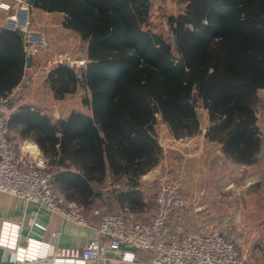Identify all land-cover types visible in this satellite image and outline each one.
Listing matches in <instances>:
<instances>
[{
  "label": "trees",
  "instance_id": "1",
  "mask_svg": "<svg viewBox=\"0 0 264 264\" xmlns=\"http://www.w3.org/2000/svg\"><path fill=\"white\" fill-rule=\"evenodd\" d=\"M185 2L164 19L168 39L151 29L152 0L31 1L35 9L67 16L64 28L87 45L81 84L91 116L73 113L61 122L30 118L57 165L80 172L73 178L81 190L108 174L114 183L127 178L136 187L159 163L158 117L180 139L198 133V110H206L210 141L241 162L259 152L264 0ZM26 63L23 35L0 32V96L20 84ZM49 83L60 100L80 81L76 72L59 66Z\"/></svg>",
  "mask_w": 264,
  "mask_h": 264
},
{
  "label": "crops",
  "instance_id": "2",
  "mask_svg": "<svg viewBox=\"0 0 264 264\" xmlns=\"http://www.w3.org/2000/svg\"><path fill=\"white\" fill-rule=\"evenodd\" d=\"M13 1L0 0V4L7 3L10 5L14 3ZM152 1V20H161L160 24L164 26H166L164 21L166 17H174L178 10L186 5L185 0ZM29 2L31 4V1ZM30 9L28 6H21L20 8L16 7V10L7 12L0 8V32L3 31V19L9 15H17L22 20H27L31 33L35 32L30 38L21 33L24 37V52L30 41L36 44H40L42 39L50 42L49 49L38 45L39 52L33 56L30 69L26 63L23 77L30 76L34 71L42 68L43 65L41 66V64L43 60L45 61L43 56L45 57L50 49L66 50V47L68 49L67 45H62V38H76V42L73 40L71 43H74L77 49L80 46L81 49L86 50V43L75 32L64 28L67 16L47 13L35 8ZM34 22L36 25L38 23L43 25L40 28V33L33 30L36 26H31V24L34 25ZM59 40L61 42H58ZM52 68L51 71H54L58 67ZM23 77L18 85L20 91L17 101L10 109V138L23 149L28 148L29 145L36 146L43 155L52 159L53 155L48 151L50 148L48 143L38 140L39 136L30 119L32 116L49 118L45 116L47 108L38 107L36 104V100L40 99L39 95L42 90L49 91V94L55 98L49 77L47 79L39 78L35 83L29 84L24 81ZM8 86L10 84H6V87ZM34 94H37V97ZM31 104L35 108L38 107V110L26 109ZM203 111H205L206 126L205 128L200 127L198 133L191 137L174 138L168 125L160 119L158 127L162 133L158 134L157 126H155V133L158 136L156 139L164 156L161 159L160 154L157 166L143 174L138 179L136 187L128 184L127 178H122L119 182L114 183L108 174L99 183L95 181L89 183L88 190H81L80 184L76 185L73 178L80 172L74 167H69V165L59 167L58 174L54 178L55 190L66 205L77 204L84 209L89 222L88 225H80L58 215L48 214L38 210L33 204L17 200L14 196L0 192V234L5 225L18 226L20 229L18 247L20 248H27L30 245L28 239L51 246L56 245L59 248H85L92 242L102 240L98 235L97 228L100 225L102 215L106 212L133 216L137 219H145L152 215L156 209L155 201L158 191L156 190L155 193V189H153L152 197H146V187L157 183L161 178L179 183L183 188L184 207L171 214L169 235L212 231L225 218L234 217L233 214L238 209L236 207L237 197L241 198L242 191L264 192V89L258 93L256 107V125L260 134V148L259 152L249 162L237 160L225 152L223 144L210 141L206 137L211 122L208 112ZM86 116H91V112L90 115ZM197 136L200 137L199 142L196 140ZM57 137L60 138V134H57ZM194 140H196L195 143ZM213 149L217 150L218 162L222 163L220 166L218 165V171L215 174L216 187L213 186L212 175L209 173L210 156ZM223 165L228 170L230 169L232 174L224 175L225 168ZM111 183H114V186ZM244 198L246 197L244 196ZM41 227L46 228V231L42 230ZM134 254V262H125L119 255H116L104 259L99 264H152L154 254L140 251L134 252ZM4 257V249L0 247V264H43L13 262L4 259Z\"/></svg>",
  "mask_w": 264,
  "mask_h": 264
},
{
  "label": "built area",
  "instance_id": "3",
  "mask_svg": "<svg viewBox=\"0 0 264 264\" xmlns=\"http://www.w3.org/2000/svg\"><path fill=\"white\" fill-rule=\"evenodd\" d=\"M22 5L28 6L20 1ZM31 5V4H30ZM17 7V6H16ZM10 11L11 7L0 4ZM5 30L30 36L29 22L19 16H9L4 21ZM38 45L50 48V42L40 44L30 41L25 48L27 56L39 52ZM40 70L47 75L52 67L65 66L81 76L89 61L69 51L53 52L50 49ZM24 81L28 80L25 76ZM29 84V82H28ZM20 87L16 86L0 96V192L33 204L38 210L80 224L88 225L83 208L77 204L66 205L54 185L53 166L36 146L23 149L10 138L9 122L12 105L17 101ZM156 196V209L145 219L133 216L104 213L98 235L102 240L85 248H59L28 239L27 248L18 247L19 227L5 225L0 234V247L4 259L19 263L90 264L119 255L125 262H134V252L154 254L152 264H249L242 257L234 240L231 227L218 224L207 233L169 235L171 214L184 207L183 188L179 183L161 178ZM46 231V228L41 227ZM58 237V236H57Z\"/></svg>",
  "mask_w": 264,
  "mask_h": 264
},
{
  "label": "rangeland",
  "instance_id": "4",
  "mask_svg": "<svg viewBox=\"0 0 264 264\" xmlns=\"http://www.w3.org/2000/svg\"><path fill=\"white\" fill-rule=\"evenodd\" d=\"M20 1L29 5L30 6L29 8L31 9L33 8V5L32 4L30 5V2H29L33 0H14L13 1L14 3L10 5L7 3H3V5L7 4L8 6H10L11 7L10 11H12V10H16V6L18 8H20L21 6H25V5H22ZM10 11H7V12H10ZM7 17L3 19V25H2L3 30H5L4 21L6 20ZM160 21L158 19L152 20L151 18V29H153L156 33L162 34L164 37H167L168 39H170L171 35L169 33V29L166 26L160 24ZM35 23L36 22H34V25L32 23L31 26H36L35 28H33V30L36 31L37 33L38 32L40 33L41 32L40 28L43 25L42 24L40 25V23L36 25ZM67 39H68V42H67ZM72 41L76 42V38H62V42L61 40H59L58 42H61L62 45H67L68 49L65 46L66 50H53V52L69 51L71 54L81 55L83 56V58H86L88 60V57L86 55V50L81 49L80 46H79V49H77L75 47L76 45H74V43H71ZM47 57H49L48 54H46L45 57L43 56V58H45V61L43 60V63L41 64V66L45 64ZM28 59H29V56H28ZM28 59H27V63H28ZM45 71L42 69L41 70L38 69L37 71H34L32 75L27 76L28 80H26L25 82L35 83V81H37V79L39 78L47 79L49 75H47ZM51 72L49 74H51ZM76 74L80 81V84L77 90L73 93L67 94L63 99L58 100L56 99V97L54 98L53 96H51L49 94V91H45V90H42L40 95L37 93L40 96V99L38 101L36 100L37 106L46 107L47 114L45 116L53 119L55 122H61L67 119L71 114L76 113V112L78 113L83 112L82 114L90 115V110L83 104V100L86 99L88 92L86 88H84L83 85L81 84L83 82L81 76L79 75V73H76ZM37 94H34L35 97H37ZM38 107L35 108L31 104L29 105V107H26V109L28 108V109H33V111H37ZM204 112L205 111H203V109L198 110L201 127L203 128H205L206 126V121L204 119V115H205ZM28 113H30V111H28ZM159 122H160V118H159L158 123ZM156 126H157L156 131L158 132V134H161L162 133L161 129L158 127L159 124H157ZM154 135L155 137L157 136L155 132H154ZM199 138L200 137L197 136L196 140L198 141ZM196 140H194L193 142L195 143ZM163 156L164 154L162 151L161 159L163 158ZM210 158H211V161L209 163V167H210L209 173L212 175L211 177L212 182H213L212 184L213 186L216 187V178H215L216 175L215 174L218 171V167L222 163L218 162L217 150L213 149V152ZM49 161L54 169L53 170L54 178H56V175L58 174V170H59V166L57 165L58 163L53 158L49 159ZM223 168H225L224 165H223ZM229 170L226 167L224 169V172H225L224 175L228 176V174L229 175L232 174L231 171ZM158 185H159V181H157V183L155 184H152L146 187V193H145L146 197H149V196L152 197L153 189H155L154 190L155 192L158 188ZM242 192L243 193H242L241 198L237 197L238 200L236 201V207L238 209L235 210V213L233 214L234 217L225 218V220L221 223H224V224L227 223L229 225L228 227H231V230L229 231V235L234 240L235 244L237 245L238 250L240 251L242 257L245 258L249 264H264V192L263 193L256 192V190H252L251 192L250 190L242 191ZM244 196L246 198H244ZM109 213H112V212H109Z\"/></svg>",
  "mask_w": 264,
  "mask_h": 264
},
{
  "label": "water",
  "instance_id": "5",
  "mask_svg": "<svg viewBox=\"0 0 264 264\" xmlns=\"http://www.w3.org/2000/svg\"><path fill=\"white\" fill-rule=\"evenodd\" d=\"M32 62V55L29 56L27 67L30 68Z\"/></svg>",
  "mask_w": 264,
  "mask_h": 264
}]
</instances>
